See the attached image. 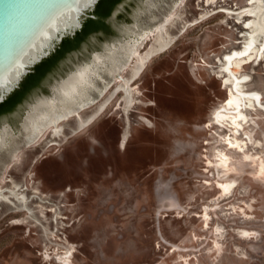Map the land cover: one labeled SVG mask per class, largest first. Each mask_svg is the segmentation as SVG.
Listing matches in <instances>:
<instances>
[{
	"label": "rangeland",
	"instance_id": "374dc122",
	"mask_svg": "<svg viewBox=\"0 0 264 264\" xmlns=\"http://www.w3.org/2000/svg\"><path fill=\"white\" fill-rule=\"evenodd\" d=\"M177 1L125 0L106 32L62 54L17 107L0 115V126L9 123L15 130L0 147V185L20 184L31 207L0 202V264H60L67 255L72 264H264L259 160L243 165L242 153L228 148V120L223 128L217 122L208 126L229 96L225 57L244 46L250 18L236 11L249 0H186L167 27L169 48L152 58L134 82L133 106L119 94L85 130L75 134L74 116L60 138L47 135L32 147L25 141L22 124L30 102L51 95L61 77L90 63L96 51L153 29ZM155 37L149 36L141 53L153 47ZM128 68L122 75L129 76ZM100 73L104 80L98 77L97 86L108 85V94L116 87L114 77L106 66ZM239 78L242 91L259 95L239 138L249 141L248 153L264 158V58L243 64ZM91 94L97 98L99 92ZM105 99L82 111L83 117ZM53 141L58 144L49 147ZM223 153L233 158L237 174L222 175ZM219 178L236 188L216 203ZM204 205L211 206L213 224L226 234L216 261V255L206 253L213 245L212 230H203L198 216ZM230 207L239 214L228 219ZM240 227L259 234L243 241L235 233Z\"/></svg>",
	"mask_w": 264,
	"mask_h": 264
},
{
	"label": "bare ground",
	"instance_id": "6f19581e",
	"mask_svg": "<svg viewBox=\"0 0 264 264\" xmlns=\"http://www.w3.org/2000/svg\"><path fill=\"white\" fill-rule=\"evenodd\" d=\"M185 1L178 0L171 10V13L160 24L155 25L153 29L142 31L137 36L120 42L119 45L113 44V46L107 48L105 51L94 53L90 63L79 65L76 70L69 73L58 84H54L52 96H45L31 103L25 121L23 122L27 147L40 145L47 138V135H52L53 140L60 138L65 131V122L71 120L74 116L78 118V128L75 130V134L80 132V130H85L86 127L96 122L105 112L108 104L119 94L123 95V101L127 106H133L134 82L143 74L152 58L169 48L170 39L168 37L167 27L172 22L175 10L183 5ZM209 1L214 2V0ZM236 14L240 15V18L245 16L250 18L246 23L248 31L243 36V48L235 49L226 54V69H224V72L230 76L231 81L228 82L225 80V85L229 84L231 88L225 103L215 110L213 115L214 120L209 122L208 126L216 125V122L222 125L224 121L228 120L229 123L227 126L230 128V133L225 144L228 145L229 149L242 153L241 162L243 165H249L251 162H257L259 160L256 163L257 178L264 180V158L248 153L247 146L249 141H244L239 138L250 120L247 110L255 109L256 100H259L257 93L241 90L239 71L243 64L251 63L254 59L260 60L264 58V0H249L245 7L239 8L236 11ZM152 34L156 35V43L146 53H141V48ZM235 60L238 61L234 67ZM131 61H134V64L130 65ZM104 66L107 67L109 75L114 77L113 82L116 86L108 94H105L108 85L104 88L97 86L98 77L103 79L100 72ZM127 68L130 72L129 76L122 75V71H125ZM92 90L99 92L97 98L91 94ZM103 99L105 100L97 106V109L91 115L87 118L83 117L81 114L82 111L89 109L92 105ZM221 125H218V127L223 128V125ZM11 134L13 132L10 131L8 125H5L1 129L0 147L7 143L8 138L12 136ZM231 135H234V137H231ZM128 143L129 138L126 135L123 140L124 150L127 149ZM57 144V141H53L49 147ZM256 147H262L260 141H257ZM219 161V165L224 171L223 176L238 173L231 156L223 153ZM6 182V178L3 177L2 183L5 185ZM6 188L0 185V202L10 201L15 206L18 205L19 208L21 206L27 211H31V207L28 206L29 199L27 193L21 190L20 184L14 183L9 189ZM235 188L236 186L233 181H222L219 178L215 186L217 194L213 200L216 203H220L222 200L231 197ZM249 207L252 208V204H249ZM229 209L230 211L225 213L228 219L239 214L234 207H230ZM211 210V206L204 205L202 212L198 216L203 222V230H212L213 245L209 247L206 253L216 255L217 258L214 259L216 261L219 260L218 258L224 252L221 239L225 238L226 234L220 225L215 226L213 224ZM244 215H246V210H244ZM235 233L243 241H251L259 234L255 230L244 227L238 228ZM58 262L60 264H72L71 256L67 255L66 258L59 259Z\"/></svg>",
	"mask_w": 264,
	"mask_h": 264
},
{
	"label": "water",
	"instance_id": "95a60500",
	"mask_svg": "<svg viewBox=\"0 0 264 264\" xmlns=\"http://www.w3.org/2000/svg\"><path fill=\"white\" fill-rule=\"evenodd\" d=\"M99 2L0 0V104L21 87L24 79L50 57L65 38L74 37L88 17H95L93 12ZM52 94L53 91L49 96ZM5 125L11 132L15 131L9 123L1 125L0 131Z\"/></svg>",
	"mask_w": 264,
	"mask_h": 264
},
{
	"label": "trees",
	"instance_id": "16d2710c",
	"mask_svg": "<svg viewBox=\"0 0 264 264\" xmlns=\"http://www.w3.org/2000/svg\"><path fill=\"white\" fill-rule=\"evenodd\" d=\"M124 1L125 0H100L93 12L95 17H88L84 22L83 28L78 31L74 37L65 38L50 57L35 67L34 71L24 79L21 87L0 104V115L17 107L25 96L42 81L45 74L53 67L52 64L59 61L62 54L71 52L91 35L106 32V29L110 27L109 19L112 17L116 8Z\"/></svg>",
	"mask_w": 264,
	"mask_h": 264
}]
</instances>
